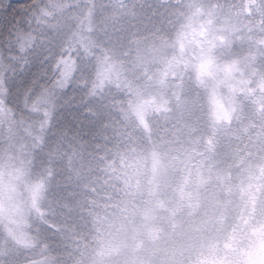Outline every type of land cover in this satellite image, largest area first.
Returning a JSON list of instances; mask_svg holds the SVG:
<instances>
[{"label": "snow or ice", "instance_id": "obj_1", "mask_svg": "<svg viewBox=\"0 0 264 264\" xmlns=\"http://www.w3.org/2000/svg\"><path fill=\"white\" fill-rule=\"evenodd\" d=\"M161 124L227 192L172 264H264V0H0V264L135 250Z\"/></svg>", "mask_w": 264, "mask_h": 264}, {"label": "trees", "instance_id": "obj_2", "mask_svg": "<svg viewBox=\"0 0 264 264\" xmlns=\"http://www.w3.org/2000/svg\"><path fill=\"white\" fill-rule=\"evenodd\" d=\"M165 127L169 131H165ZM185 141L186 137L182 133L172 130V124H161L154 133L153 140L150 141L157 147L155 169L153 158L146 157L142 162L140 173L134 180L140 186L133 202V207L139 210L135 223L141 227L146 226L142 236L136 238L135 250L131 247L121 248L118 255L111 250L96 252L91 257V261L96 264H117V262L123 264L125 260L135 259L142 264H172L178 258L174 255V249L180 240L181 231L189 232L192 224L200 223L205 209L208 214L213 211L211 203L227 195V192L216 187L214 182L205 183L207 172L204 166L207 165V160H202L195 153L191 159L185 158L183 154ZM172 157L176 159L173 160ZM160 160L167 161L166 169L161 167ZM215 163L219 164V161ZM202 172L204 179L201 176ZM154 176L157 178L155 181ZM157 184L161 186L160 189L157 188ZM182 192L191 193L193 196L199 195L200 203L204 208L186 207L180 199ZM172 210H175V219L172 218ZM173 225L176 227L175 239H173ZM206 227L211 234L212 225L207 224ZM125 237L124 232L119 234L114 232L108 240H124Z\"/></svg>", "mask_w": 264, "mask_h": 264}, {"label": "clouds", "instance_id": "obj_3", "mask_svg": "<svg viewBox=\"0 0 264 264\" xmlns=\"http://www.w3.org/2000/svg\"><path fill=\"white\" fill-rule=\"evenodd\" d=\"M157 152V147L156 145L149 143H146L144 145L143 148V153H144V157H152L153 158V154Z\"/></svg>", "mask_w": 264, "mask_h": 264}, {"label": "rangeland", "instance_id": "obj_4", "mask_svg": "<svg viewBox=\"0 0 264 264\" xmlns=\"http://www.w3.org/2000/svg\"><path fill=\"white\" fill-rule=\"evenodd\" d=\"M235 2H236V3H239V2H240V0H235Z\"/></svg>", "mask_w": 264, "mask_h": 264}]
</instances>
